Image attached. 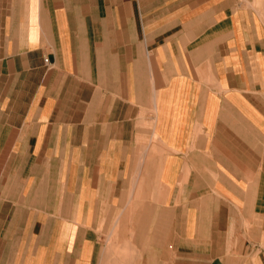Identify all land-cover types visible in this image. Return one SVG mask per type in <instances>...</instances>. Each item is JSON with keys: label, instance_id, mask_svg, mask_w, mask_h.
Masks as SVG:
<instances>
[{"label": "crops", "instance_id": "1", "mask_svg": "<svg viewBox=\"0 0 264 264\" xmlns=\"http://www.w3.org/2000/svg\"><path fill=\"white\" fill-rule=\"evenodd\" d=\"M0 264H264V0H0Z\"/></svg>", "mask_w": 264, "mask_h": 264}]
</instances>
